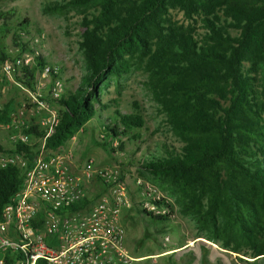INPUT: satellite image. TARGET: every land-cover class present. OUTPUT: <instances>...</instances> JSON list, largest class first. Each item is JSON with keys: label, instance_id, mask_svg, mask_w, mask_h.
I'll use <instances>...</instances> for the list:
<instances>
[{"label": "trees", "instance_id": "obj_1", "mask_svg": "<svg viewBox=\"0 0 264 264\" xmlns=\"http://www.w3.org/2000/svg\"><path fill=\"white\" fill-rule=\"evenodd\" d=\"M68 12L79 18L76 46L84 73L81 85L56 102L60 110L45 148H62L102 111L100 90L108 77L142 72L179 146L156 143L142 155L138 173L163 190L208 241L240 256V263L263 260L264 0H60L41 7L43 15ZM6 58L0 52V62ZM43 65L37 58V68ZM34 73L22 69L15 79L30 91ZM112 117L102 126L100 145L111 154L123 151L121 139L138 140L135 132L144 128L137 113L114 110ZM9 121L8 102L0 109V125ZM23 133L41 137L37 126ZM33 148L17 143L5 152L0 145V154H22L30 164ZM20 184L17 167L0 168V216ZM152 203L168 212L150 220H170L171 205Z\"/></svg>", "mask_w": 264, "mask_h": 264}, {"label": "rangeland", "instance_id": "obj_2", "mask_svg": "<svg viewBox=\"0 0 264 264\" xmlns=\"http://www.w3.org/2000/svg\"><path fill=\"white\" fill-rule=\"evenodd\" d=\"M47 1L60 0H0V52L10 60L36 52L44 65L58 68L64 94H72L81 85L84 73L76 46L80 32L79 18L72 12L64 17L43 15L41 7ZM170 17L179 24H185L176 12H170ZM18 77L17 72L10 80L0 76V109L9 102L10 121L13 120L19 128L27 129L36 126L44 113L30 103L25 88L15 79ZM145 79L140 71L130 72L118 79L108 77L106 85L100 90V102L104 106L102 111H98L95 105L96 114L57 153L71 154L68 163L71 175L81 178L84 163L91 160L95 171L112 173L123 187L128 207L121 210L117 220L123 231V246L135 260L133 264H243L235 259L240 256L220 249L216 242L208 241L203 234L197 233L192 221L177 213L166 193L147 176L138 173V162L142 155L152 150L156 143L179 146L151 101L143 85ZM30 91L34 92V88ZM40 94L57 115L59 105L49 100L44 90ZM114 110L120 114H139L144 128L135 132L139 135L138 140L121 139L124 142L123 151L111 154L100 145L102 126L112 120ZM9 134V124L0 125V145L5 152L11 149L8 145ZM115 143H112V148ZM4 155L6 153L0 154V157ZM84 187L90 199L103 194L95 175L84 182ZM154 194L171 205L170 220L154 222L148 217L168 212L164 207H156L152 203ZM146 201L156 207V214H142L144 211L140 205ZM256 264H264V259Z\"/></svg>", "mask_w": 264, "mask_h": 264}, {"label": "built area", "instance_id": "obj_3", "mask_svg": "<svg viewBox=\"0 0 264 264\" xmlns=\"http://www.w3.org/2000/svg\"><path fill=\"white\" fill-rule=\"evenodd\" d=\"M37 58L38 54L31 52L0 62V74L9 80L14 72L21 76L22 69H35L34 92L24 91L30 103L44 113L36 125L41 137L35 140L13 120L9 123L11 148L17 143L35 148L30 164L18 153L0 157V168L10 165L21 171V184L1 211L0 264H133L135 260L123 246V231L117 220L128 202L115 176L95 171L92 161L87 160L81 178L76 177L68 172L70 153L45 148V140L56 125V114L40 92L44 90L49 100L57 102L63 85L58 68L43 65L38 69ZM94 175L103 194L90 199L84 182ZM151 199L153 202L159 197L154 194ZM140 206L145 213L156 214L151 203L146 201Z\"/></svg>", "mask_w": 264, "mask_h": 264}, {"label": "crops", "instance_id": "obj_4", "mask_svg": "<svg viewBox=\"0 0 264 264\" xmlns=\"http://www.w3.org/2000/svg\"><path fill=\"white\" fill-rule=\"evenodd\" d=\"M0 76H1V74H0ZM8 145H10V148L12 147L10 143H8Z\"/></svg>", "mask_w": 264, "mask_h": 264}]
</instances>
